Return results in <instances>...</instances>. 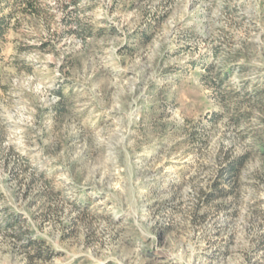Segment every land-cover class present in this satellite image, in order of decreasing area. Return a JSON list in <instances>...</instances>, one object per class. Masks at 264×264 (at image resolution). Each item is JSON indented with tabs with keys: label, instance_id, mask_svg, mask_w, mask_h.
<instances>
[{
	"label": "rangeland",
	"instance_id": "1",
	"mask_svg": "<svg viewBox=\"0 0 264 264\" xmlns=\"http://www.w3.org/2000/svg\"><path fill=\"white\" fill-rule=\"evenodd\" d=\"M0 264H264V0H0Z\"/></svg>",
	"mask_w": 264,
	"mask_h": 264
},
{
	"label": "trees",
	"instance_id": "2",
	"mask_svg": "<svg viewBox=\"0 0 264 264\" xmlns=\"http://www.w3.org/2000/svg\"><path fill=\"white\" fill-rule=\"evenodd\" d=\"M146 37L149 38L148 35ZM215 116L216 115L213 116L214 120L216 118ZM245 161H246L245 155L239 156L235 160L230 161L223 170L224 172L223 177L226 176H230V178L238 177V175L240 174L241 166L244 164ZM229 193H233V192L216 186L214 189L204 194V200L205 202L210 203L213 200H216L217 198H221L228 195ZM29 245L34 246L35 241L30 240ZM37 253L39 256H44L42 247H37Z\"/></svg>",
	"mask_w": 264,
	"mask_h": 264
}]
</instances>
